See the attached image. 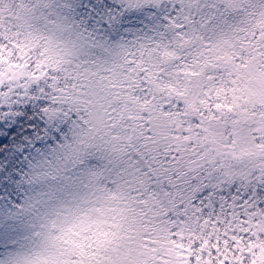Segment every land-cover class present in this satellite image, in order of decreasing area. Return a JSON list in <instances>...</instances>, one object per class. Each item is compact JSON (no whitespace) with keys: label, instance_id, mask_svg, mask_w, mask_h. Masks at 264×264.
Here are the masks:
<instances>
[{"label":"snow or ice","instance_id":"6c2138e0","mask_svg":"<svg viewBox=\"0 0 264 264\" xmlns=\"http://www.w3.org/2000/svg\"><path fill=\"white\" fill-rule=\"evenodd\" d=\"M0 264H264V0H0Z\"/></svg>","mask_w":264,"mask_h":264}]
</instances>
